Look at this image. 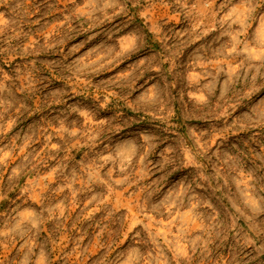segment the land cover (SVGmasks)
<instances>
[{"label": "rangeland", "instance_id": "374dc122", "mask_svg": "<svg viewBox=\"0 0 264 264\" xmlns=\"http://www.w3.org/2000/svg\"><path fill=\"white\" fill-rule=\"evenodd\" d=\"M0 264H264V0H0Z\"/></svg>", "mask_w": 264, "mask_h": 264}]
</instances>
